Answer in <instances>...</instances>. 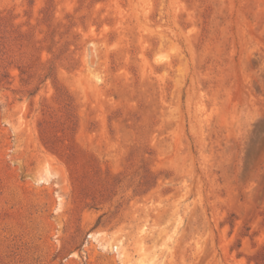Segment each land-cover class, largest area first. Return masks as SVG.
<instances>
[{"label":"rangeland","instance_id":"rangeland-1","mask_svg":"<svg viewBox=\"0 0 264 264\" xmlns=\"http://www.w3.org/2000/svg\"><path fill=\"white\" fill-rule=\"evenodd\" d=\"M0 264H264V0H0Z\"/></svg>","mask_w":264,"mask_h":264}]
</instances>
